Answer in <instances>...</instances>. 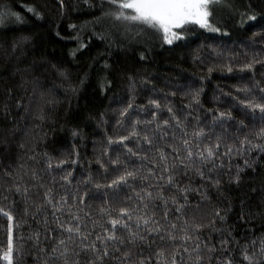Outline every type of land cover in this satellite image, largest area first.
Returning a JSON list of instances; mask_svg holds the SVG:
<instances>
[{
	"label": "trees",
	"instance_id": "obj_1",
	"mask_svg": "<svg viewBox=\"0 0 264 264\" xmlns=\"http://www.w3.org/2000/svg\"><path fill=\"white\" fill-rule=\"evenodd\" d=\"M228 4L230 7L213 6L209 18L221 28L220 32L188 23L176 30L183 33L182 38L169 45L163 41L162 34L149 30L138 35L135 26L126 28L111 16H103L116 9L110 0H89L87 4L84 0H63V6L60 0H0V209L4 210L0 212V264H8L4 259L9 224L5 213L13 217L12 264H36L42 255L38 249H50L54 243L52 237L61 234L51 208L45 206L43 211L32 215L34 202L43 199L47 187L53 189L56 198L69 191V203L71 189L88 187L93 198H86L85 204L89 205L93 218H100L99 208L107 206L105 200L111 205L113 216L117 215L115 209L119 206L133 203L125 199L112 201L102 195L106 189L96 190L78 183L89 173L95 181L106 183L114 167H123L108 164V156L114 158L119 154L130 169L140 166L138 157L125 155L126 150L117 143L110 146L107 143V137L115 140L131 131V122L126 117L122 123L118 124L117 120L121 119L119 109L132 96L135 99L129 111H134L136 118L151 120L153 106L148 104V99H157L161 104L158 118H169L167 104L188 126L189 133L196 126L211 127L217 110L231 111L234 121L244 120L248 128L241 131L250 137L264 126L259 120L253 123L245 106L240 104L245 99L264 102L261 99L264 92L260 91L264 89V0H228ZM241 13L254 14L256 20L245 19L241 26L238 23ZM100 34L106 38L101 39ZM81 42L83 48L79 47ZM146 47L150 51L141 60L139 52ZM253 57L261 62L252 69H242L241 65ZM226 64L231 65V72ZM209 67L213 68L211 72L207 70ZM130 78L135 81L134 89L129 87ZM191 89H202L199 107L195 104L187 107L190 98L183 93ZM143 127L137 126L138 130ZM238 127V123L228 122L227 136L237 145L239 141L233 133ZM74 129L76 136L72 134ZM176 133L181 134L179 129ZM165 139L172 142L171 134ZM124 143L134 147L135 140L130 137ZM105 147H108L107 155H104ZM149 147L153 152L148 151ZM156 147L170 151L159 137L153 146L141 142L149 158L155 154ZM45 153L54 158L51 169L46 166ZM97 157L107 165V173L97 163ZM244 158L232 157L231 168L228 159H224L225 167L218 169L219 190L203 182L208 200L201 201L195 192L188 194L190 206L185 209L186 219L195 217L198 222H207L216 207L222 209V214L226 212L225 221H215V228L220 231H214L211 226L200 230L201 240L217 248L209 264H218V256H230L232 264H248L243 259L242 248L248 245L251 252V242L256 241L258 247L264 238V154L255 150L248 154L247 158L255 159L251 168L243 167ZM61 159L65 162L57 167ZM237 164L243 167L241 179L239 183H230L229 177ZM33 171L39 179L33 178ZM68 171L72 173L71 185L61 179ZM177 179L194 187L202 183L193 173ZM14 184L28 187L27 202L15 191ZM41 184L45 187H40ZM133 184L139 190L141 181L137 179ZM120 192L122 197L135 195L130 188H121ZM154 203L159 205L160 201ZM153 210L162 215L159 208ZM172 214L170 209V217ZM61 219L66 220L67 215ZM35 234H39L38 245L33 238ZM222 238L229 240L224 252L219 250ZM166 243L157 241L151 251ZM142 247L145 255L150 254L146 246ZM86 258L81 253V264Z\"/></svg>",
	"mask_w": 264,
	"mask_h": 264
},
{
	"label": "snow or ice",
	"instance_id": "obj_2",
	"mask_svg": "<svg viewBox=\"0 0 264 264\" xmlns=\"http://www.w3.org/2000/svg\"><path fill=\"white\" fill-rule=\"evenodd\" d=\"M60 2L63 6V0ZM84 2L87 4L89 0H84ZM110 3L116 5V9L103 13V16H111L126 28L130 25L135 26L138 29V35L149 30L153 34H162L163 41L169 45L182 38L183 33L176 29L183 28L188 23L197 24L210 32H220L221 28L210 22L212 8L221 4L230 7L228 0H110ZM29 11L32 9L30 8ZM36 14L39 15V13ZM245 19L255 21L256 16L251 13H241L238 23L243 26ZM97 22H99V18ZM69 27L75 28L76 25H69ZM100 38L105 39L106 37L100 34ZM84 46L83 42L79 44L80 48ZM146 51H150V49L146 47L145 51L139 52L141 60L146 58ZM72 54L75 55V51ZM260 62L261 60L253 57L242 64L241 68L252 69L254 64ZM105 66H107L106 61ZM225 67L227 71H232L230 64H226ZM207 70L211 72L213 68L209 67ZM130 81L129 87L134 89L135 81H132L131 78ZM9 91L11 90L9 89ZM201 91L202 89H191L183 93L190 98L188 108H192L194 104L200 106ZM260 91L264 92V89H260ZM172 95H175V92ZM134 99L135 97L132 96L127 105L119 109L121 119L117 120L119 124L126 117L131 122V131L128 135L116 137L115 140L109 136L107 143L109 146L117 143L126 150L125 155L138 157L141 162L140 166L130 169L127 163L121 160L119 154L114 158L108 156V164L123 165V167H114L112 177L107 179L106 183L95 181L90 173L78 182L90 185L96 190L106 189L102 195L110 197L112 201L125 199L132 200L133 203L119 206L115 209L117 215L113 216V209L105 200L107 206L99 208L100 218H93L88 210L89 205L85 204L86 198L89 200L93 198L89 195L88 187L71 189V203H69V191H65L64 194L56 198L52 194L51 187L45 188L43 199L34 202L35 210L32 215L35 216L36 213L43 211L45 206L51 208V215L57 228L61 230V234L52 237L54 243L50 249L45 250L43 247L38 249L42 255L37 258L36 264H50V262L51 264H81V253L87 257L83 264H108L109 261L112 264H152L153 260H155V264H209L212 254L217 251L216 245L201 240L200 230L211 226L214 231H220L221 229L215 228V221L216 219L225 221L226 212L222 214V209L216 207L207 222H198L195 217L186 219L185 209L190 206L188 194L195 192L199 194L201 201L208 200V193L203 183L205 181L208 182V186L216 187L219 190L221 180L218 169L225 167V158L229 161V168H231V158L234 156L245 157L243 167H253L255 159H249L247 156L253 150L257 154H264V126L259 127L250 137L247 132L241 131V129L248 128L244 120L234 121L231 111L217 110L218 114H214L212 117L211 127L206 129L204 126H196L189 133L188 126L167 104H165V108L170 114L169 118H158L161 104L157 99H148V104L153 106L151 120L136 118L135 112L129 111L133 109ZM261 99L264 100V96ZM240 104L245 106V111L251 116L253 123L259 120L260 124L264 125V102L245 99L241 100ZM19 106V102H17V107ZM137 107L142 108V106ZM187 115H191V113ZM101 121H103V113H101ZM229 121L239 125L236 132L233 133L239 141V145L227 136ZM138 125H143V129L138 130ZM176 129H179L181 133L179 136H177ZM215 129H220V131L215 132ZM210 133H214V135ZM72 134L76 136L78 133L74 129ZM169 134H171L172 142L165 139ZM130 137L135 140L136 150L128 143H124ZM157 137L167 145L170 151L166 152L163 148L156 147L155 154L149 158L141 148V142L153 146L156 144ZM20 146L23 147V144ZM148 151L153 152V148L149 147ZM107 153L108 147H105L104 155ZM45 156L47 157L46 166L51 169L54 158L47 156V153ZM64 162L63 159L59 160L57 167ZM75 162L73 160V163ZM97 163L101 168H104L105 173L108 172L107 165L101 161L100 157H97ZM235 167L236 171L229 177L230 183H239L241 179L240 173L243 171V167L239 164ZM189 173L200 178L202 183L199 187H194L191 183L181 184L177 179L178 176H188ZM32 175L34 179H39L35 171ZM71 175V171H68L61 179L71 185L72 181L69 179ZM137 179L141 181L139 190L133 184ZM13 187L17 193L24 197L26 202L30 199L28 187L19 184H14ZM40 187H45V185L41 184ZM121 188L132 189L134 197H122ZM157 200L160 201L159 205L154 203ZM154 208H159L162 215L158 216L157 212L153 210ZM197 208H199V204H197ZM170 209L173 212L171 217ZM3 211L0 209V212ZM28 211L26 207L25 212ZM65 214L67 219H61ZM5 215L9 224L8 250L4 253V259L8 264H12L13 217L11 213H5ZM46 216L47 214L45 215V224H47ZM241 218H243V214ZM97 227L99 231H96ZM33 238L38 245L39 234H35ZM157 241H166L167 243L158 246L153 252L151 251L152 244ZM228 243V239L222 238L219 250L227 251ZM251 244V252L248 251V245L242 248L243 259L248 264H261V261H264V238H261L258 247L256 241H252ZM142 245L150 250V254L145 255V248ZM216 259L218 264L221 261L223 264H232L230 256H218Z\"/></svg>",
	"mask_w": 264,
	"mask_h": 264
},
{
	"label": "rangeland",
	"instance_id": "obj_3",
	"mask_svg": "<svg viewBox=\"0 0 264 264\" xmlns=\"http://www.w3.org/2000/svg\"><path fill=\"white\" fill-rule=\"evenodd\" d=\"M179 29V28H178ZM177 30V29H176Z\"/></svg>",
	"mask_w": 264,
	"mask_h": 264
}]
</instances>
